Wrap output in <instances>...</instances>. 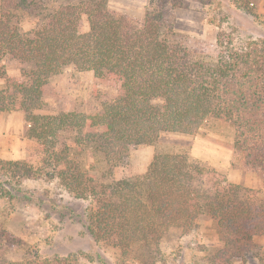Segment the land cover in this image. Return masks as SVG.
<instances>
[{"label": "trees", "instance_id": "1", "mask_svg": "<svg viewBox=\"0 0 264 264\" xmlns=\"http://www.w3.org/2000/svg\"><path fill=\"white\" fill-rule=\"evenodd\" d=\"M184 2L151 0L138 20L110 0L54 8L47 0H0V113L22 112L30 142L26 159H0V199L23 193L21 181L57 182L87 203L80 222L95 244L120 251L118 264H165L163 238L205 219L216 223L219 246L203 264H248L264 241L262 191L229 184L188 153H156L145 173L112 178L132 149L202 131L229 135L242 169L264 176V38L237 42L221 28L209 44L179 33L165 12ZM235 4L257 16L254 0ZM27 16L38 17L31 31L21 23ZM5 62L18 74L9 75ZM67 68L92 73L98 96L99 88L112 92L98 111H44L56 96L52 79ZM87 152L106 172L91 174ZM2 238L0 264H11L5 254L16 239ZM72 263L71 255H37L22 264Z\"/></svg>", "mask_w": 264, "mask_h": 264}, {"label": "rangeland", "instance_id": "2", "mask_svg": "<svg viewBox=\"0 0 264 264\" xmlns=\"http://www.w3.org/2000/svg\"><path fill=\"white\" fill-rule=\"evenodd\" d=\"M79 1L47 0V5L54 8ZM150 1L110 0V6L142 20ZM235 1L186 0L179 8L167 9L165 15L177 32L209 44L217 42L221 28H226L237 42L248 38H264V0H254L257 16H253L243 5L237 6ZM21 21L24 29L31 31L38 24V17H21ZM82 30L89 31L87 17L83 18ZM4 64L9 75L18 74L12 64ZM51 82L56 96L46 99V113H95L106 99V94H112L107 89L99 88L102 96H98L92 73L78 72L73 68L65 69ZM26 127L22 112L0 113L1 160L21 161L27 158L30 142L26 137ZM156 153H188L204 166L222 173L229 184L260 190L261 197H264V176L242 169V162L234 153L229 135H216L210 131H202L194 137L165 134L154 145L134 148L130 151L127 163L116 169L112 178L122 180L145 173ZM97 159L92 152H87L84 159L89 167L95 166L91 174L96 176L106 172V164L101 158ZM18 189L23 193L13 192V199L7 201L0 199V238L7 233L16 239L15 242H9L5 254L8 263L22 264L37 255H71L72 264H118L120 251L106 244H95L80 222L87 205L85 201L71 198L57 182L46 180L21 181ZM65 207L74 210L75 214ZM217 246L219 231L216 223L210 219L201 221L192 231L174 229L161 243L165 264H203L205 257ZM254 253L248 264H264V241Z\"/></svg>", "mask_w": 264, "mask_h": 264}]
</instances>
